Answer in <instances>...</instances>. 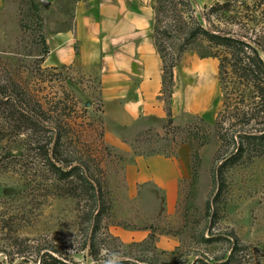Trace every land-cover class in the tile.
Segmentation results:
<instances>
[{
  "label": "rangeland",
  "instance_id": "rangeland-1",
  "mask_svg": "<svg viewBox=\"0 0 264 264\" xmlns=\"http://www.w3.org/2000/svg\"><path fill=\"white\" fill-rule=\"evenodd\" d=\"M224 1L150 0L157 15L155 42L163 66L177 65L182 48L202 58L220 53L221 49L213 48L202 37L188 39L196 23L206 25L207 10ZM253 1L236 0L232 11L210 16L211 26L235 36L263 40L264 12H253ZM74 3L21 0L16 28L12 27L0 43V92L15 95L14 89L24 90L27 95L22 103L33 111L39 125L37 130L17 134L8 118L9 108L0 104V264L23 259L33 263L43 253L53 251L78 264L104 263L106 252L141 264L215 262L229 254L232 235L245 247L248 264H264L262 158L246 157L226 171L225 208L219 211L215 225L206 210L217 191L215 170L236 152L230 136L240 126L233 109L238 99L232 96L230 106L227 102L223 105L221 94L208 115L195 116L181 127L173 124L167 111L165 124L139 135L131 145L140 156H174L179 145L187 144L191 177L180 184L177 200L169 208L155 190L139 192L137 199H130L123 183L129 156L106 142L98 78L72 66L49 67L45 63L46 37L72 27ZM158 4L166 10L159 13ZM165 85L167 89L168 83ZM163 98L167 102V91ZM258 122L245 130L264 126ZM219 130L229 139L222 150ZM59 134L56 155L62 161L58 165L65 170L80 168L91 182L102 183L108 197L109 214L103 217L96 239L98 261L85 247L90 225L83 218L91 204L86 199L56 195L57 182L47 169L44 151L54 161L52 148ZM195 153L197 160L193 159ZM213 236L223 240L212 244L203 241Z\"/></svg>",
  "mask_w": 264,
  "mask_h": 264
},
{
  "label": "crops",
  "instance_id": "crops-1",
  "mask_svg": "<svg viewBox=\"0 0 264 264\" xmlns=\"http://www.w3.org/2000/svg\"><path fill=\"white\" fill-rule=\"evenodd\" d=\"M21 0H0V43L12 27ZM156 11L150 0H75L72 27L46 37L49 67L72 66L99 81L106 142L129 156L123 183L130 199L158 192L167 208L191 177L190 147L174 156L135 155L132 143L167 122L187 125L219 103V61L186 50L173 67L171 94L163 98V61L154 39Z\"/></svg>",
  "mask_w": 264,
  "mask_h": 264
},
{
  "label": "trees",
  "instance_id": "trees-1",
  "mask_svg": "<svg viewBox=\"0 0 264 264\" xmlns=\"http://www.w3.org/2000/svg\"><path fill=\"white\" fill-rule=\"evenodd\" d=\"M236 0H226L223 3H215L207 10V23L202 26L196 23V28L189 33L188 41H193L197 37H202L213 48L221 49L220 53H214L209 57L217 58L219 61V85L220 91L223 95V105L230 106L232 96H235L237 104L233 107L235 109L234 117L237 118L239 128L230 136V141L236 146V152L223 162L214 172V183L216 185V195L207 203L206 210L210 223L215 225L220 217V210L225 208V197L227 190V182L225 173L228 169L238 165L246 157H260L264 163V126L251 127L245 130L252 122L259 121V124H264V39H251L247 36H235L233 34L219 30L211 26L210 16L218 17L232 11V3ZM253 12H264V0H254L252 2ZM244 5V4H242ZM248 7V6H245ZM165 8L158 4V12L161 13ZM157 15L155 17V23ZM158 30L154 28V39L156 41V34ZM190 44V43H189ZM155 45L158 48L157 43ZM185 51L182 48L180 53ZM160 52V50H159ZM175 64H171L168 68L163 66V94L167 91L168 98L171 94L172 70ZM166 82L168 88H165ZM15 95L8 94V92H0V97L3 104L9 108L8 118L14 123L17 134H21L26 130H37L39 127L33 111L22 103L23 96L27 95L20 87L13 90ZM227 102V103H226ZM230 103V104H229ZM227 107L229 108V106ZM33 113V114H32ZM36 118V119H35ZM178 131L180 128H175ZM188 129V127H187ZM220 141V148L229 145L227 135L218 131ZM61 140L60 134L56 137L52 148V158L49 159L47 152L44 151V157L47 161V169L51 177L57 182L55 186V193L58 196H69L75 199H86L91 206L90 211L83 218V222L90 225L86 230L89 256L98 261L99 250L97 248L96 239L100 230V225L103 217L109 214L108 197L102 183L99 181L91 182L78 167L65 170L58 163H61L56 151L58 143ZM185 142V141H184ZM193 159L197 160V154L193 155ZM57 163V164H56ZM67 165V164H66ZM90 232V234H89ZM89 235V236H88ZM233 240H226L230 242L229 254L223 258H218L215 262H203L196 260L195 264H248L250 261L245 260L246 254L244 248L241 246L239 239L232 235ZM223 239L220 236H213L203 241L207 244L220 242ZM15 264H78L68 258L62 256L59 252L43 253L38 257V260L29 263L26 259ZM104 264V263H101ZM120 264H141V261L134 260H120Z\"/></svg>",
  "mask_w": 264,
  "mask_h": 264
},
{
  "label": "clouds",
  "instance_id": "clouds-1",
  "mask_svg": "<svg viewBox=\"0 0 264 264\" xmlns=\"http://www.w3.org/2000/svg\"><path fill=\"white\" fill-rule=\"evenodd\" d=\"M104 264H120V254L116 252H106Z\"/></svg>",
  "mask_w": 264,
  "mask_h": 264
}]
</instances>
